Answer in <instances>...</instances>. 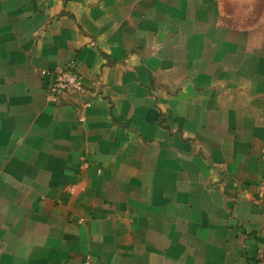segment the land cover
Wrapping results in <instances>:
<instances>
[{
    "label": "crops",
    "instance_id": "crops-1",
    "mask_svg": "<svg viewBox=\"0 0 264 264\" xmlns=\"http://www.w3.org/2000/svg\"><path fill=\"white\" fill-rule=\"evenodd\" d=\"M261 181L264 0H0V264H255Z\"/></svg>",
    "mask_w": 264,
    "mask_h": 264
},
{
    "label": "built area",
    "instance_id": "built-area-1",
    "mask_svg": "<svg viewBox=\"0 0 264 264\" xmlns=\"http://www.w3.org/2000/svg\"><path fill=\"white\" fill-rule=\"evenodd\" d=\"M40 75L50 78L46 91V99L51 103L58 104L64 97L77 95L82 92V81L72 65L53 72L41 71ZM85 106L87 104L83 107ZM82 161V166H87V162L84 159ZM263 197L264 181H261L257 186L253 203L257 206L261 205ZM255 264H264V255L259 256Z\"/></svg>",
    "mask_w": 264,
    "mask_h": 264
}]
</instances>
